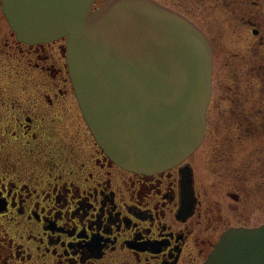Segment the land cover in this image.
Wrapping results in <instances>:
<instances>
[{
  "label": "flooded vegetation",
  "instance_id": "af4514ba",
  "mask_svg": "<svg viewBox=\"0 0 264 264\" xmlns=\"http://www.w3.org/2000/svg\"><path fill=\"white\" fill-rule=\"evenodd\" d=\"M217 1L251 36L222 67L240 59L237 88L219 85L210 109L240 117L224 127L264 126V0ZM65 43L21 40L0 0V264H205L227 230L264 223H253L264 212L258 138H214L208 180L197 151L162 171L127 169L85 120ZM208 138L209 127L200 148Z\"/></svg>",
  "mask_w": 264,
  "mask_h": 264
},
{
  "label": "water",
  "instance_id": "95a60500",
  "mask_svg": "<svg viewBox=\"0 0 264 264\" xmlns=\"http://www.w3.org/2000/svg\"><path fill=\"white\" fill-rule=\"evenodd\" d=\"M26 42L67 38L84 116L107 154L141 172L171 168L202 143L213 48L185 14L159 0H2ZM185 184L191 186L192 171ZM188 188V187H187ZM205 264H264V223L227 230Z\"/></svg>",
  "mask_w": 264,
  "mask_h": 264
},
{
  "label": "rangeland",
  "instance_id": "374dc122",
  "mask_svg": "<svg viewBox=\"0 0 264 264\" xmlns=\"http://www.w3.org/2000/svg\"><path fill=\"white\" fill-rule=\"evenodd\" d=\"M104 0H97V4H101ZM162 2L186 13L191 17L194 21L201 26L203 30L208 34L212 43L215 45L216 49V65L215 68V89L213 90V95L215 98V103H220L218 94L220 93L219 85H223L225 88L236 87V78L239 75H233L235 72H241V65L235 64L236 61L239 63V60H232V64L229 68L222 69L223 64L226 62L227 56L233 53L245 54L246 47L248 46V42L250 40V34L246 31L243 23L237 21L232 18L229 14L230 9L228 6L225 7L222 5L221 1L217 0H161ZM245 15V14H244ZM242 16V14H240ZM238 55V56H239ZM237 65V66H236ZM238 67L234 68V67ZM245 77L246 75H242ZM245 83H243V86ZM244 89L241 90V92ZM228 92H233L231 88H229ZM218 99V100H217ZM222 103V102H221ZM224 104V102H223ZM235 120L240 119L233 114H226L224 112H220L217 107L214 105L209 109L208 114V127H209V138L206 143L195 153L193 158H196L198 161L197 165V174L200 177L208 180L211 177L210 171H208L207 167V159L208 154L211 152V147L213 145V140L216 137L226 136L231 131V128L224 127L226 122L224 120ZM218 151V149H217ZM255 160H257V155L254 154L252 156ZM251 161L254 162L252 159ZM255 168L258 167V162L255 161ZM264 171V161L261 162L260 168ZM204 181V180H203ZM264 211V210H263ZM261 215L258 217V215ZM254 224H258L259 222L264 220V212H256L254 214ZM258 218V219H257Z\"/></svg>",
  "mask_w": 264,
  "mask_h": 264
},
{
  "label": "trees",
  "instance_id": "16d2710c",
  "mask_svg": "<svg viewBox=\"0 0 264 264\" xmlns=\"http://www.w3.org/2000/svg\"><path fill=\"white\" fill-rule=\"evenodd\" d=\"M247 115H249L247 112L241 113V119H248ZM259 118L263 119L264 117ZM228 135L258 138L257 142L260 143L264 150V126L248 125L240 128H233L231 129V132L228 133Z\"/></svg>",
  "mask_w": 264,
  "mask_h": 264
}]
</instances>
